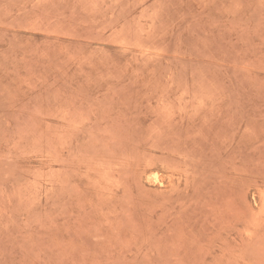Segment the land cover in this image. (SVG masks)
Masks as SVG:
<instances>
[{
	"label": "rangeland",
	"instance_id": "rangeland-1",
	"mask_svg": "<svg viewBox=\"0 0 264 264\" xmlns=\"http://www.w3.org/2000/svg\"><path fill=\"white\" fill-rule=\"evenodd\" d=\"M0 264H264V0H0Z\"/></svg>",
	"mask_w": 264,
	"mask_h": 264
}]
</instances>
